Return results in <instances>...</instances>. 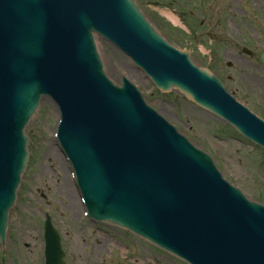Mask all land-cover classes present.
<instances>
[{"label":"water","instance_id":"95a60500","mask_svg":"<svg viewBox=\"0 0 264 264\" xmlns=\"http://www.w3.org/2000/svg\"><path fill=\"white\" fill-rule=\"evenodd\" d=\"M94 35L131 57L163 92L177 90L264 147V123L161 37L133 0H0L1 243L28 161L24 130L48 96L60 110V145L92 219L190 264H264V206L228 183L135 86L107 78ZM45 230L46 264H63L58 234L49 222Z\"/></svg>","mask_w":264,"mask_h":264},{"label":"rangeland","instance_id":"374dc122","mask_svg":"<svg viewBox=\"0 0 264 264\" xmlns=\"http://www.w3.org/2000/svg\"><path fill=\"white\" fill-rule=\"evenodd\" d=\"M135 1L161 35L175 46L192 49L193 59L200 62L203 55L200 38L186 34V27L196 23L185 16L193 5L186 0ZM169 14L177 19L178 24ZM232 43L231 40L226 41L230 50L234 47ZM97 47L105 71L112 80L119 84L122 75L126 76L146 95L153 108L192 138L197 147L213 156L226 180L240 186L242 192L253 197L254 201L264 204L263 149L179 94L160 93L111 44L98 38ZM229 72L234 76V69ZM59 118L55 105L44 99L27 127L29 161L10 212L7 248L5 251L0 249V264H44V213L53 217L58 230L62 229V244L68 252L67 264H186L118 227L90 224L85 219L70 166L55 137ZM99 228L111 231L106 235ZM101 236L107 238V242H101L100 239H104ZM102 250L105 252L103 255ZM111 250H114L113 254Z\"/></svg>","mask_w":264,"mask_h":264},{"label":"flooded vegetation","instance_id":"af4514ba","mask_svg":"<svg viewBox=\"0 0 264 264\" xmlns=\"http://www.w3.org/2000/svg\"><path fill=\"white\" fill-rule=\"evenodd\" d=\"M186 1L193 7L185 16L196 22L191 25L186 19L191 27L187 26L186 34L200 38L203 53V59L196 62L210 69L239 102L264 121V0ZM230 40L233 50L226 45Z\"/></svg>","mask_w":264,"mask_h":264},{"label":"bare ground","instance_id":"6f19581e","mask_svg":"<svg viewBox=\"0 0 264 264\" xmlns=\"http://www.w3.org/2000/svg\"><path fill=\"white\" fill-rule=\"evenodd\" d=\"M168 16H169L170 18H172L176 24H178V21H177L175 18H173L172 15L169 14Z\"/></svg>","mask_w":264,"mask_h":264}]
</instances>
